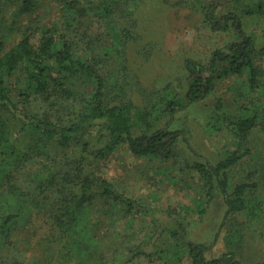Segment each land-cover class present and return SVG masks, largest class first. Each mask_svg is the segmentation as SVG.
I'll list each match as a JSON object with an SVG mask.
<instances>
[{
    "label": "trees",
    "instance_id": "16d2710c",
    "mask_svg": "<svg viewBox=\"0 0 264 264\" xmlns=\"http://www.w3.org/2000/svg\"><path fill=\"white\" fill-rule=\"evenodd\" d=\"M59 1L64 5V10L69 9V14H75L74 19L81 24L84 18L92 22L95 16L105 20L107 33L112 40L121 39L123 43L135 40L132 24L121 25L122 20L116 19L115 12L120 6L124 18L132 16L134 13L129 9L130 3L135 2L138 6L141 0H131L126 5L122 0H105L101 5L90 6H84L81 0ZM255 1L236 0L238 9L222 19L215 17L213 11L208 13L207 20L212 30L233 28L235 40L229 45L228 51H215L209 65L187 59L185 67L189 83L185 97L165 94L162 101L137 105L121 99L114 83L118 81L116 71L120 64L114 63L115 58L112 61L111 57L115 54L110 53L111 49L102 54L95 53L93 47H87L84 56L77 53L86 40L79 31L81 24L78 26L73 20H68L63 29L55 28V25L38 29L32 21L25 29L24 25L21 26L24 30H20L23 33L17 38L14 36L19 30L14 27L17 20L11 24L5 22L7 13L14 9L20 18L33 17L41 4L40 0H0V249L13 243L11 238L18 230L20 215L27 210L21 207L19 201L26 197L33 208L39 207V202L49 201L45 191L51 189L53 196L62 195L63 199L72 195L65 198L67 202L64 205L57 207L55 221L63 232H71L69 244H72V248L90 261L98 252L99 220L89 217V209L103 204L105 213L112 215L110 223L115 227L117 222L127 220L131 215L160 219L162 224L154 232L150 249H131L129 252L133 258L162 257L158 242L167 236L176 248L180 247V251L185 245L189 247L192 264H244L234 250L224 253L222 258L207 259V247L190 243L187 225L177 218L176 211L162 212L145 205L125 194L106 178L91 173L87 175L81 191L67 194V190L75 187L78 177L70 172L67 165L75 157L72 153L78 155L90 151L94 138L101 143L96 155L106 161L123 148L136 158L172 160L177 154L178 144L186 142V137L182 130H174L168 125L161 127L155 111L169 114L172 121L173 115L188 103L198 102L212 93L216 82L225 77H238L239 86L246 83L249 92L258 90L264 99L261 88L264 71L259 67L264 57V44L258 45L254 37L247 35L244 22L245 16L264 15V0ZM214 8L216 1L212 10ZM99 45L102 47L100 41ZM232 122L236 149L226 153L214 165L202 160L192 167L204 180L205 186L201 189L205 192L204 196L211 199L219 191L225 195L228 212L222 227H225L232 214H246L251 209L247 200V189L251 185L239 184L230 192L232 187L227 172L252 154L253 132L257 129L258 132L264 131V107H259L258 113L254 110ZM14 135L17 139H24L21 146L14 141ZM43 159L55 161L42 164L41 168L34 171L33 165ZM19 172L22 177L32 179L27 181L25 190H20L21 194L9 188H12V179ZM33 182L40 188L45 185L43 192L39 194L40 188L36 191V187L31 186ZM93 189L96 192L91 191ZM42 197L44 199L39 201ZM99 200L101 203L97 204ZM10 204V208L6 206ZM205 206V201L199 205L202 213ZM161 213L167 215V220L173 221L172 226L163 225L165 221L160 218ZM81 227L83 229L79 231ZM115 254L114 250L110 259L102 256L101 264H126V260H117ZM7 256L11 254L0 260ZM13 259L15 264L21 263L19 258ZM3 263L7 264V259L0 261V264Z\"/></svg>",
    "mask_w": 264,
    "mask_h": 264
},
{
    "label": "rangeland",
    "instance_id": "374dc122",
    "mask_svg": "<svg viewBox=\"0 0 264 264\" xmlns=\"http://www.w3.org/2000/svg\"><path fill=\"white\" fill-rule=\"evenodd\" d=\"M104 1L81 0L84 6L101 5ZM130 1L122 0L125 5ZM215 1L216 8L212 10ZM40 3L33 17L20 18L14 9L7 13L5 22L11 24L17 20L14 27L19 30L15 32V37L20 38L23 33L20 30L23 31L32 21L38 29L54 25L55 28L63 29L68 20H73L78 26L81 24L74 19L75 14H69V9L64 10L59 0H40ZM139 3L138 6L135 2L130 3L129 9L134 13L132 16L124 18L120 6L115 12L116 19L122 20L121 25L132 24L134 41L123 43L121 39L112 40L107 33L105 20L95 16L92 22H88L84 18L79 31L86 40L77 53L84 56L87 47H93L95 53L102 54L111 49L110 53L115 54L111 57L112 61L115 58L114 63L120 64L116 71L118 81L114 83L125 102L149 104L154 100L162 101L165 94L185 97L189 83L185 67L187 59L209 65L215 51H228L229 45L235 40L233 28L213 31L207 20L208 13L213 11L215 17L222 19L238 9V3L236 0H141ZM244 22L247 35L254 37L258 45H263L264 15L245 16ZM22 25L24 29H21ZM88 43L93 44L89 46ZM259 67L264 71V57ZM262 78L264 94V75ZM237 80L238 77H225L217 81L212 93L198 102L188 103L173 115L172 121L169 114L155 111L161 127L168 125L174 130H182L186 137V142L178 144L177 154L172 160L136 158L123 148L106 161L96 155L101 143L94 138L90 151L78 155L72 153L75 157L67 168L78 177L75 187L67 190V194L81 191L87 175L93 173L113 182L125 194L145 205L162 212L176 211L177 218L187 225L190 243L207 247V259L222 258L224 253L234 250L244 264L264 263V131L258 132L257 129L253 132L252 154L227 172L232 187L230 192L239 184L251 185L247 189L251 209L246 214L229 216L225 227H222L228 212L225 195L219 191L211 199L204 196L205 192L201 190L205 186L204 180L192 169L195 163L202 160L214 165L226 153L234 151L236 140L232 121L254 110L258 113V108L264 107V99L258 90L249 92L246 83L239 86ZM123 83L125 86H122ZM13 139L20 146L24 142L22 137L17 139L15 135ZM46 160L36 162L32 167L34 171L41 168L42 164L55 161ZM14 178L12 188H9L19 194L21 189L26 188L27 181H32L29 177H22L21 172ZM31 186L36 187V191L40 188L36 182ZM44 186L38 190L39 194L43 192ZM91 191L96 192V189ZM45 192L49 203L39 202V207L33 208L26 197L19 201L21 207L27 210L20 215L18 230L11 238L13 243L0 249V258L11 254L1 259V262L7 259V264H15L14 257L20 259V264H101L102 256L110 259L115 250V258L126 260V264H192L189 247L185 245L180 251V247L176 248L167 236L158 242L162 257L133 258L129 252L131 249H150L154 232L162 224L160 219L131 215L127 220L117 222L115 227L110 223L112 215L105 213L103 204L89 209V217L99 220L98 252L90 261L72 248V244H69L71 232H63L55 221L57 207L64 205L67 202L65 198L72 195L63 199L62 195L53 196L51 189ZM202 201L206 203L204 215L199 207ZM100 203L101 200L97 202ZM6 206L10 208L12 204ZM160 218L165 221L163 225H173L171 219L167 220V215L161 213ZM131 257L133 260H130Z\"/></svg>",
    "mask_w": 264,
    "mask_h": 264
}]
</instances>
